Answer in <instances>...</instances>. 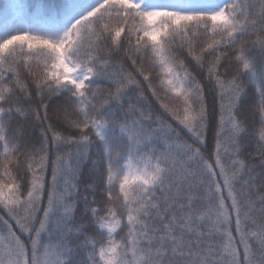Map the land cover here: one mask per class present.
<instances>
[{
  "label": "snow or ice",
  "instance_id": "obj_1",
  "mask_svg": "<svg viewBox=\"0 0 264 264\" xmlns=\"http://www.w3.org/2000/svg\"><path fill=\"white\" fill-rule=\"evenodd\" d=\"M0 210V264H264V0H0Z\"/></svg>",
  "mask_w": 264,
  "mask_h": 264
},
{
  "label": "trees",
  "instance_id": "obj_2",
  "mask_svg": "<svg viewBox=\"0 0 264 264\" xmlns=\"http://www.w3.org/2000/svg\"><path fill=\"white\" fill-rule=\"evenodd\" d=\"M154 2L166 3V2H168V0H154ZM145 87H146V85H145ZM147 95L150 96V93H147ZM57 102L58 101H54V104L57 103ZM152 103H153V105H155V101H152ZM209 103H211V98L210 97H209ZM36 131L38 133L39 129L37 128ZM181 136H182V139H184V140L188 139L187 136H185L183 133L181 134ZM212 146H213V132L210 129L209 130V150H211ZM95 158H96L95 155H93V159H95ZM85 172H87V169H85ZM257 183H259V181H257ZM225 195H226V193H225ZM0 215H5L2 210H0ZM5 218H7V217L5 216ZM12 223H14V222H12Z\"/></svg>",
  "mask_w": 264,
  "mask_h": 264
}]
</instances>
